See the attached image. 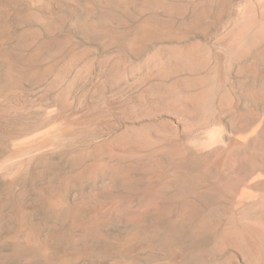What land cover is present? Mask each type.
Wrapping results in <instances>:
<instances>
[{"label": "rangeland", "instance_id": "1", "mask_svg": "<svg viewBox=\"0 0 264 264\" xmlns=\"http://www.w3.org/2000/svg\"><path fill=\"white\" fill-rule=\"evenodd\" d=\"M0 264H264V0H0Z\"/></svg>", "mask_w": 264, "mask_h": 264}, {"label": "bare ground", "instance_id": "2", "mask_svg": "<svg viewBox=\"0 0 264 264\" xmlns=\"http://www.w3.org/2000/svg\"><path fill=\"white\" fill-rule=\"evenodd\" d=\"M113 2H115L116 5H120L124 0H112ZM75 2V1H74ZM111 3V2H110ZM95 2H91L89 8L87 9H90V10H93L95 9ZM86 10V9H85ZM196 17V16H195ZM88 18V17H87ZM150 18V17H149ZM148 18V19H149ZM198 18V17H197ZM151 20H145V24L143 25V28L142 30H140L139 34L137 37V40H141V39H146L148 38V36H150L152 34L153 31H155V29H157L156 27L160 26V28L163 27V24L161 25V23H158L156 20H154V18H150ZM93 20H88V19H84L82 20V23L86 26L87 23L89 22L90 25L92 27H96V22H92ZM88 26V25H87ZM165 26H168V25H165L164 24V27ZM242 63V62H241ZM241 66V65H240ZM254 246V245H253ZM248 248V247H247ZM252 250V249H251Z\"/></svg>", "mask_w": 264, "mask_h": 264}]
</instances>
